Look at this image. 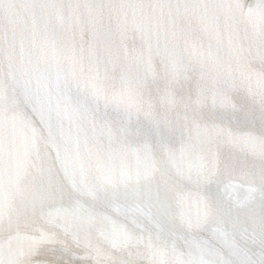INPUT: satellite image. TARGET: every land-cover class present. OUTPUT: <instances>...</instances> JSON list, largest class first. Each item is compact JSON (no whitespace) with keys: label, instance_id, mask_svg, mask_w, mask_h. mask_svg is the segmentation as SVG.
<instances>
[{"label":"clouds","instance_id":"1","mask_svg":"<svg viewBox=\"0 0 264 264\" xmlns=\"http://www.w3.org/2000/svg\"><path fill=\"white\" fill-rule=\"evenodd\" d=\"M48 19L56 20V26L45 25L31 40L27 48L28 58L47 72L61 77L91 82L97 72H103L110 80L117 79L115 70L105 62L101 54L88 52L76 39V20L94 18L98 23L114 30H124L130 36H142L150 32L163 48H173L167 29L158 21L165 13L178 27L189 31L198 41L195 50L174 49L171 55L182 58L190 66L201 72L212 74L222 89L229 95L243 100H258L264 114V23L259 28L247 19L237 17L229 11L226 0H168L165 3L145 0L137 5L142 9L139 16H131L126 6L109 0H53L48 4ZM30 105L22 99H14L12 104L0 112V173L9 164L7 148L11 146L29 171L25 179L26 194L31 196L35 189L43 188L56 203L71 208L74 202H83L94 211L112 215L124 220L116 209L135 206L141 211L136 216L143 225L146 235H159L165 240H175L182 244L184 239L208 243L193 232L190 227L176 223L167 207V193L164 177L167 160L152 153L134 151L132 147L117 138L101 139L94 136L83 124L67 121L59 114L40 108V115L33 117ZM10 110L22 112L26 123L10 130ZM242 111L241 108L236 109ZM185 119L202 122L227 121L234 119L230 112L197 111ZM191 152H203L200 143H188ZM227 154L228 166L232 168H252L251 153L223 148ZM58 159H64L73 169L77 183L83 189L96 193L94 199H85L82 191L64 183L53 185L38 175L37 170L52 175ZM261 178L264 181V155L256 158ZM51 206V204L49 205ZM235 217L245 218L250 228L245 231L259 232L253 245L259 247L258 264H264V213L259 218L249 210L232 209ZM7 227V225H5ZM130 227L135 228L134 225ZM8 230L0 234L7 239ZM234 240L241 252L247 253V240ZM221 264H238L230 251L219 249ZM50 259L47 249L31 260H21L13 264H41ZM0 264L6 262L0 259ZM256 264V262H254Z\"/></svg>","mask_w":264,"mask_h":264}]
</instances>
